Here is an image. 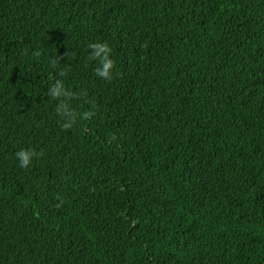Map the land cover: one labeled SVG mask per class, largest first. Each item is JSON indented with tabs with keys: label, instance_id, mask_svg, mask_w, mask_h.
<instances>
[{
	"label": "trees",
	"instance_id": "16d2710c",
	"mask_svg": "<svg viewBox=\"0 0 264 264\" xmlns=\"http://www.w3.org/2000/svg\"><path fill=\"white\" fill-rule=\"evenodd\" d=\"M0 264H264V0H0Z\"/></svg>",
	"mask_w": 264,
	"mask_h": 264
},
{
	"label": "clouds",
	"instance_id": "9594fccd",
	"mask_svg": "<svg viewBox=\"0 0 264 264\" xmlns=\"http://www.w3.org/2000/svg\"><path fill=\"white\" fill-rule=\"evenodd\" d=\"M91 50L89 53V60L97 61L95 73L98 77L111 81L114 77L115 61L112 58V48L107 42L95 41L88 45ZM63 74V73H62ZM54 100L59 101L57 112L64 120L62 127L64 129H71L78 120L80 114L72 108L70 100L73 97V92L65 87L63 80H56L49 89L48 93ZM91 113L85 112L83 116L87 117ZM41 153H38L34 148H21L15 152V157L19 166L28 168Z\"/></svg>",
	"mask_w": 264,
	"mask_h": 264
}]
</instances>
